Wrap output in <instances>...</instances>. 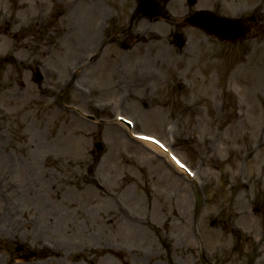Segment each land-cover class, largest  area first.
Returning <instances> with one entry per match:
<instances>
[{
  "label": "rangeland",
  "instance_id": "obj_1",
  "mask_svg": "<svg viewBox=\"0 0 264 264\" xmlns=\"http://www.w3.org/2000/svg\"><path fill=\"white\" fill-rule=\"evenodd\" d=\"M133 3L119 0L121 23ZM183 3L167 5L179 22ZM113 7L0 0V264H264V34L228 45L188 28L179 51L170 23L103 30ZM197 8L254 12L264 29V0ZM123 32L142 41L124 50ZM115 68L128 74L119 86ZM119 113L170 144L197 182Z\"/></svg>",
  "mask_w": 264,
  "mask_h": 264
},
{
  "label": "flooded vegetation",
  "instance_id": "obj_2",
  "mask_svg": "<svg viewBox=\"0 0 264 264\" xmlns=\"http://www.w3.org/2000/svg\"><path fill=\"white\" fill-rule=\"evenodd\" d=\"M106 3V1H109V3H113L114 7L111 10L106 11V17L101 20V25L107 21V31H151V24L153 23H160V27L162 28L164 25H167L168 22L171 23V25H175L177 27V30H183L186 28L184 24L181 26L179 23L176 22V20H172L170 14L168 13V9L166 8V4L168 3V0H154L157 6L154 8L155 16H150V14H144L143 12H140V0H132L134 3L129 8V17L127 21L121 23L119 19L118 13L116 11L118 10V2L119 0H102ZM146 10L151 13V10L146 8ZM145 12V13H148ZM257 20V18H256ZM254 21V20H253ZM258 21L256 22V25ZM109 26V27H108ZM108 28H111L108 30ZM104 29V30H105ZM258 29L260 27L258 26ZM159 30H162L159 28ZM173 31V30H170ZM123 39L122 42L119 43L120 47L124 50H130L134 47L135 44L131 45V42H140V37L136 33L131 32H123ZM125 39V40H124ZM127 40L129 42H127ZM115 40H113L114 42Z\"/></svg>",
  "mask_w": 264,
  "mask_h": 264
},
{
  "label": "water",
  "instance_id": "obj_3",
  "mask_svg": "<svg viewBox=\"0 0 264 264\" xmlns=\"http://www.w3.org/2000/svg\"><path fill=\"white\" fill-rule=\"evenodd\" d=\"M191 24L205 30L208 34H213L221 38H227L228 34H238L242 31H235L240 23L234 20L218 17L208 12L197 13Z\"/></svg>",
  "mask_w": 264,
  "mask_h": 264
},
{
  "label": "bare ground",
  "instance_id": "obj_4",
  "mask_svg": "<svg viewBox=\"0 0 264 264\" xmlns=\"http://www.w3.org/2000/svg\"><path fill=\"white\" fill-rule=\"evenodd\" d=\"M119 127H122V124L119 123L117 124ZM142 144L150 151H153L155 153H158L159 155H162V156H166L167 157V154L165 152H163L161 149H159L158 147H156L155 145H153L152 143H149V142H144V141H141ZM168 158V157H167ZM177 168V167H176ZM178 169V168H177ZM179 170V169H178ZM180 172L184 173L182 170H179ZM183 177V176H182Z\"/></svg>",
  "mask_w": 264,
  "mask_h": 264
}]
</instances>
